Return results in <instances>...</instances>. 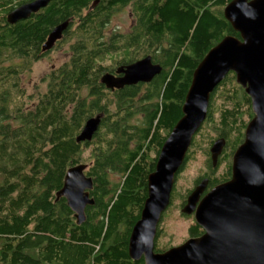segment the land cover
Wrapping results in <instances>:
<instances>
[{"label": "trees", "instance_id": "obj_1", "mask_svg": "<svg viewBox=\"0 0 264 264\" xmlns=\"http://www.w3.org/2000/svg\"><path fill=\"white\" fill-rule=\"evenodd\" d=\"M10 1L0 0V264H144L129 257L128 241L147 196V176L182 115L194 69L224 36L239 37L223 15L231 0H58L34 20L13 25L6 20ZM127 5L134 15L131 31L105 40L110 13ZM71 16L75 29L69 26L59 41L69 42V59L49 73L46 90L25 103L21 73L39 57L51 25ZM121 46L150 54L160 73L149 82L107 88L100 80L104 72L138 59L104 65L100 58ZM15 57L22 62H10ZM96 115L100 123L91 140L77 142L85 121ZM252 116L249 95L229 72L211 93L185 156L184 164L200 150L203 170L169 205L177 198L181 208L203 179L209 190L230 178L232 155ZM201 138H208L204 149ZM217 138L225 144L214 166L209 149ZM87 148L94 202L78 224L56 192ZM111 172L119 180H110ZM160 230L159 224L157 252L167 249L157 242ZM202 232L195 221L188 228V236Z\"/></svg>", "mask_w": 264, "mask_h": 264}, {"label": "water", "instance_id": "obj_2", "mask_svg": "<svg viewBox=\"0 0 264 264\" xmlns=\"http://www.w3.org/2000/svg\"><path fill=\"white\" fill-rule=\"evenodd\" d=\"M50 0H33L13 9L8 23L24 19ZM223 15L238 32L224 36L211 47L193 71L191 83L181 106V117L164 140L154 170L147 176V196L139 219L132 227L128 255L144 264H264V0H231ZM67 21L55 26L42 45L48 50L61 37ZM161 66L151 55L116 68V76L105 72L101 82L109 89L149 82ZM250 97L252 118L242 143L231 159V176L209 190L201 180L188 194L181 212L193 215L202 228L199 236L162 252H155L157 226L171 200L176 174L185 162L194 134L207 114L211 93L229 73ZM100 115L88 118L76 141H89L98 129ZM225 144L217 138L210 146L215 166ZM86 165L70 166L56 197L63 196L78 224L85 220V207L94 200L89 191L93 179ZM205 192V193H204Z\"/></svg>", "mask_w": 264, "mask_h": 264}, {"label": "rangeland", "instance_id": "obj_3", "mask_svg": "<svg viewBox=\"0 0 264 264\" xmlns=\"http://www.w3.org/2000/svg\"><path fill=\"white\" fill-rule=\"evenodd\" d=\"M133 24H134V16H133L132 8L130 5H128L120 8L119 10L114 11L110 16V19L107 22L106 27H104L102 31H104L106 38L108 37V35L113 33L127 34L130 32ZM71 41H73V39ZM61 44L62 45L60 46L53 47L48 53H46L42 57L32 61L30 68L26 69L23 73H21L19 85L20 88L24 89L23 91L25 93V101H24L25 103L30 101L29 100L30 98L34 99L40 93L44 92L47 88L49 73L54 68L60 66L69 59L71 54L70 47L68 45L69 42L67 43L62 42ZM141 54L142 51L138 47L130 52V49H123V47L121 46V48H119L117 51L111 52L110 54L101 57L100 60L107 67L114 68L119 60L121 59L125 60L127 57H131V55L132 56L137 55L139 59L142 57ZM10 62L21 63L22 61L20 60V58L15 57L12 58ZM206 140H208V138L205 139L201 138V144H200L201 149H204L206 147ZM199 151L200 150H198L196 159L193 161H188L185 164H183V166L181 167L183 168L182 171L176 174V176L178 175L177 177L178 180L175 179L176 181L174 182L171 191V196L172 195L176 196L177 192L179 193L183 192L187 187L191 185L192 179L203 170V157L199 153ZM89 153L90 150L88 148L84 150L82 149V153H81L83 159L82 163H85L86 166H88L90 163ZM109 178L112 181H116L119 180L120 175L115 172H111ZM180 209H181L180 200L175 198L173 203L171 205H168L166 210L163 212V214L165 212L166 213L164 214L162 222L160 223L161 226L160 236L159 239L157 240L160 246L163 245V247H166L168 249L169 245L171 246L179 245L189 237L188 228L195 220L193 215H187V217L179 215V213L181 212ZM188 216H192V217H188Z\"/></svg>", "mask_w": 264, "mask_h": 264}, {"label": "flooded vegetation", "instance_id": "obj_4", "mask_svg": "<svg viewBox=\"0 0 264 264\" xmlns=\"http://www.w3.org/2000/svg\"><path fill=\"white\" fill-rule=\"evenodd\" d=\"M31 1H33V0H21V1H18V0H14V1H10V3H9V7H12L11 9H9L8 11H7V14H6V16L8 15V13H10L13 9H15L16 7H18V6H20V5H22V4H24V3H28V2H31ZM56 2V1H58V0H50V1H48L47 2V4L45 5V6H43V7H41V8H39L37 11H35V12H31L30 13V15L28 16V17H26V18H24V19H20V20H17V21H15L14 23H9V24H11V25H13V24H16V23H18V22H27V21H29V20H34V18L35 17H37V16H39V15H41L42 14V12L44 11V9L45 8H47L48 6H50L51 4H52V2ZM54 2V3H55ZM96 4V3H95ZM128 6V5H127ZM132 8V7H131ZM117 10H119V9H117ZM114 11H116V10H114ZM114 11H112L111 13H110V15H109V17H108V20H107V22L109 21V19H110V16H111V14L114 12ZM132 12H133V10H132ZM134 16V15H133ZM64 21H67V26H66V28L62 31V33H61V37L59 38V39H57L55 42H54V44L52 45V47L50 48V49H48V50H45V51H43L42 50V45H43V43L46 41V39H47V37H48V35H49V33L51 32V30L55 27V26H57L58 24H60L61 22H64ZM107 22H105V25H104V27H106V25H107ZM75 23V24H74ZM75 25H76V20L75 19H73L72 18V16H71V18H67V19H62V20H58L57 22H55V23H53L52 25H51V27L49 28V32L46 34V36H45V39H44V41L41 43V49H40V52H39V57L38 58H40V57H42L43 55H45L46 53H48L53 47H55V46H60V45H62L61 43L62 42H59L61 39L63 40V37L65 36V33L68 31V27L69 28H71V30H73V29H75ZM134 25V24H133ZM104 27H103V29H104ZM131 29H132V27H131ZM131 31V30H130ZM103 32V35L105 36L104 38H105V40H109L112 36H114V35H118V34H122V33H113V34H110V35H108V37L106 38V35H105V33H104V31H102ZM147 55H150V54H147ZM145 56V55H144ZM143 57V56H142ZM37 58V59H38ZM151 58H152V56H151ZM140 59V58H139ZM138 60V59H137ZM136 61V60H135ZM152 61H153V59H152ZM121 65H126V64H121ZM121 65H117L116 66V68L117 67H119V66H121ZM116 68H115V70H113V71H110V73H112V74H114V75H116V76H121L122 74L121 73H117L116 72ZM106 72H108V71H106ZM105 73V72H104ZM103 75V74H102ZM207 191V188H206V190H205V192ZM204 192V193H205ZM162 217V216H161ZM161 223V219H160V221H159V224ZM159 224H158V226H157V230H158V227H159ZM199 226V225H198ZM202 229V228H201ZM203 233V232H202ZM189 237H194V236H189ZM188 237V238H189ZM156 238H157V232H156ZM156 238H155V243H156ZM185 241V240H184ZM172 247V246H171ZM166 250V249H165ZM154 251H155V249H154ZM155 252H157V251H155ZM160 252H162V251H160ZM142 259V258H141ZM140 259V260H141ZM143 260V259H142ZM137 261V260H136Z\"/></svg>", "mask_w": 264, "mask_h": 264}]
</instances>
